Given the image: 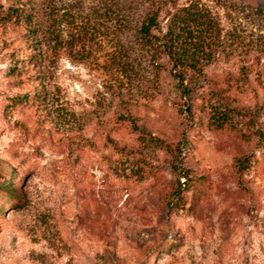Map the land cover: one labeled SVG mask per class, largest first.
<instances>
[{"label": "rangeland", "instance_id": "1", "mask_svg": "<svg viewBox=\"0 0 264 264\" xmlns=\"http://www.w3.org/2000/svg\"><path fill=\"white\" fill-rule=\"evenodd\" d=\"M145 1L0 0V264H264V0H176L215 26L190 111Z\"/></svg>", "mask_w": 264, "mask_h": 264}, {"label": "trees", "instance_id": "2", "mask_svg": "<svg viewBox=\"0 0 264 264\" xmlns=\"http://www.w3.org/2000/svg\"><path fill=\"white\" fill-rule=\"evenodd\" d=\"M168 7L172 12L168 10ZM10 11L19 12L8 8L5 15L0 13V17L11 19L14 14H11ZM17 15L20 16L21 14ZM162 15H164L163 18H161ZM165 19L166 23L163 25ZM125 23L132 36L142 46L153 47L157 60L166 59L180 97L186 101L185 108L190 111L193 106L194 95L199 91V84L204 85V63L211 59L212 44L210 39L215 26L211 22L210 16L192 2L187 6L180 7L176 0L165 2L146 0L139 14L135 15L134 12L132 19L128 17ZM38 57L35 54L29 57L27 62L29 61L36 66L37 61H39ZM13 68L14 76L24 73L23 65L22 69ZM38 72L39 70L37 75ZM210 92H213L212 97L208 98L207 105L201 104L199 106V111L206 112L208 115V126L224 128L230 122L232 110L228 106L220 104L219 99L215 98L216 93L213 90ZM212 100L218 101L219 104H212ZM157 142L171 156V164L177 169L175 165L178 164L181 150H183L181 145L179 144L174 148L162 141L157 140ZM179 175L189 179L188 174L180 173ZM180 191L181 186L179 184L177 188L173 189L170 206L180 207Z\"/></svg>", "mask_w": 264, "mask_h": 264}]
</instances>
